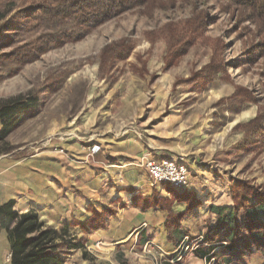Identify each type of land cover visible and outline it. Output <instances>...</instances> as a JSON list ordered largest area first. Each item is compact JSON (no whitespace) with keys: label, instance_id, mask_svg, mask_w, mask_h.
I'll use <instances>...</instances> for the list:
<instances>
[{"label":"rangeland","instance_id":"1","mask_svg":"<svg viewBox=\"0 0 264 264\" xmlns=\"http://www.w3.org/2000/svg\"><path fill=\"white\" fill-rule=\"evenodd\" d=\"M43 1L0 0V99L29 91L40 98L38 109L25 115L7 137L2 148L9 152L0 157L33 158L42 166L46 156L44 177L56 194L52 201L46 197L42 220L57 229L71 224V232L84 244L67 254L66 263L228 264L225 241L211 260L199 261L195 250L204 246L210 232L224 234L211 207L231 204L234 209L243 187H254L258 193L247 201L248 214L264 220L259 196L264 191V146L238 150L244 132L235 128L264 110V35L259 25L232 0H152L93 27L77 41L35 50L34 60L18 63L9 55L49 31L32 15ZM198 15L204 16L203 29L189 37L192 44L186 52L166 67L168 40L163 31ZM120 42L133 50L102 68L103 48ZM213 61L223 71L214 79L201 78ZM235 92L250 99L239 113L228 110ZM94 144L101 150L92 153ZM79 152L83 156L77 157ZM157 152L161 158L185 163L190 184L155 181L145 163L156 159ZM62 161L73 168L68 169L67 191L88 204L90 217L94 211L103 214L105 232L93 239V229H82L74 212L54 211L65 184L53 167ZM149 187L153 194L144 196L143 189ZM90 189L96 192L93 199L84 193ZM152 196L161 198L165 208L150 209L167 212V222L171 212L183 214L180 228L186 233L177 242L169 232L175 245L171 252L161 249L157 227L148 225L141 231L138 225L129 226L135 217L129 206L142 210L135 200L141 204ZM61 197L69 199L64 193ZM246 215L239 208L241 226ZM244 233L249 235L246 228ZM262 261L261 253L252 248L240 264Z\"/></svg>","mask_w":264,"mask_h":264},{"label":"trees","instance_id":"2","mask_svg":"<svg viewBox=\"0 0 264 264\" xmlns=\"http://www.w3.org/2000/svg\"><path fill=\"white\" fill-rule=\"evenodd\" d=\"M152 0H44L39 8L32 14L40 23H46V34L39 37L37 42L26 46L22 51L14 52L9 58H15L18 63H28L36 57L35 50L43 51L52 47L61 46L66 42L77 41L87 35L93 27L125 12L126 10L146 5ZM244 6L248 13L261 28L264 35V0H232ZM31 15V16H32ZM204 16L198 15L195 19L187 20L173 28H167L162 35L168 40V49L165 56V66H172L192 44L189 37L198 34L204 27ZM193 39V38H192ZM32 45V47H31ZM133 50V46L124 42L106 45L101 53V67L109 68L112 63L126 58ZM5 56H1L3 58ZM223 71L222 65L213 61L202 72L201 78L214 79ZM235 92L232 96L234 103L228 110L239 113L241 105L250 99ZM39 95L33 91L20 93L15 96L0 99V155L9 152L2 148L6 139L23 121L24 116L34 113L38 109ZM236 129L244 132V138L237 144L238 150L252 149L257 145L264 146V110L244 123H238ZM244 189V187H243ZM241 189L242 194L236 199L235 208L213 206L211 211L217 215L219 221L217 227H224V234L213 231L206 237L204 246L195 250L198 257L211 260L216 258L215 249L220 242L225 241L223 251L227 253L228 264L241 263V257L247 252L251 254L255 248L263 256L264 264V220L262 216L248 214L249 199L256 197L254 187ZM260 202H264V191H259ZM179 197V196H178ZM180 198V197H179ZM178 198V199H179ZM134 204L142 210L153 207L165 206L158 196L143 198L140 204L135 200ZM13 200L0 206V225L8 230V238L11 249V264H67L66 257L73 250L83 247V239L71 232V224L67 223L60 229L46 225L41 220L37 211L31 209L19 213L14 209ZM243 207L247 212L246 224L241 226L237 212ZM170 220L166 226L168 231L174 232L180 229L182 213L171 212ZM82 229L97 230L105 227L103 214L94 211V215L85 222H78ZM77 223V224H78ZM247 229L248 236L244 233ZM226 255V254H225Z\"/></svg>","mask_w":264,"mask_h":264},{"label":"crops","instance_id":"3","mask_svg":"<svg viewBox=\"0 0 264 264\" xmlns=\"http://www.w3.org/2000/svg\"><path fill=\"white\" fill-rule=\"evenodd\" d=\"M2 125L0 124V129ZM81 157L83 156V152H79ZM162 153L157 152V158H161ZM45 161L43 165H35L32 161L33 158H18L15 159L13 157L5 156L0 157V206L13 200L15 202L14 209L19 213L27 212L31 209L37 211L40 215L41 220H46V197L47 201H52L54 199V194L56 188L52 185L51 180L46 181V156L44 157ZM59 166H54V171H58L59 175L64 179V192H58V201L60 207H57L54 211H61L63 213H75V218L83 219V221L90 217V207L86 203L80 201L78 196L75 194L68 192L67 188L69 183V173L68 169L73 170V168H68L65 162L57 163ZM71 165L74 162L70 163ZM98 164V162H97ZM74 166V165H73ZM58 167V168H57ZM72 167V166H71ZM111 167V166H110ZM50 168V167H48ZM81 169V168H80ZM69 170V171H70ZM87 171V169H86ZM79 175H82L83 172H79ZM130 175V172L128 173ZM131 176V175H130ZM93 178V176H91ZM118 177V176H117ZM96 178V177H95ZM98 183V180H94ZM77 183V182H76ZM93 183L91 182L90 185ZM154 192L152 187L148 189H143L142 193L144 196H151ZM62 193L65 194V197L69 195V199L62 198ZM88 196L91 195L92 199L95 198L96 192L90 189L89 192L85 190L84 192ZM169 194V193H168ZM48 195V196H47ZM127 195V194H126ZM125 199V196H122ZM98 199V198H97ZM56 200V199H55ZM127 202V200H125ZM94 203V202H93ZM179 205V204H177ZM96 207V206H95ZM224 207H231V204H226ZM135 212L134 220H130L129 226L138 225L143 231L146 226L157 227L156 234L159 238V243L161 244V249L167 250L168 252L173 251L175 245L170 242L169 231L166 226L167 224V212L156 210V209H146L140 210L138 208L131 207ZM201 208V206L199 207ZM82 218H80V217ZM85 217V219L83 218ZM189 220V218H188ZM140 231V232H141ZM105 229H97L92 230L90 234L91 239H93V235H98L99 233H104ZM139 232V233H140ZM184 230L180 228L178 231L173 232V237L171 235V240L174 238L177 242L182 241L185 236ZM147 242V241H146ZM218 248V247H217ZM196 255V254H195ZM197 256V255H196ZM198 260H204V258L198 257ZM0 264H11V249L10 242L8 238V230L6 227L0 225Z\"/></svg>","mask_w":264,"mask_h":264},{"label":"built area","instance_id":"4","mask_svg":"<svg viewBox=\"0 0 264 264\" xmlns=\"http://www.w3.org/2000/svg\"><path fill=\"white\" fill-rule=\"evenodd\" d=\"M92 153L101 150L100 144H94ZM146 167L155 181L170 182L179 186H187L191 181V173L188 166L177 159L150 158L146 161Z\"/></svg>","mask_w":264,"mask_h":264},{"label":"bare ground","instance_id":"5","mask_svg":"<svg viewBox=\"0 0 264 264\" xmlns=\"http://www.w3.org/2000/svg\"><path fill=\"white\" fill-rule=\"evenodd\" d=\"M250 112L249 111H247V112H244V115L246 116V115H248Z\"/></svg>","mask_w":264,"mask_h":264}]
</instances>
